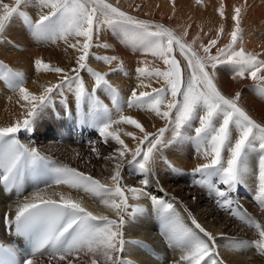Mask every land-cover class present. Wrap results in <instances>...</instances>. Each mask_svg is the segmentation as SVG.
Wrapping results in <instances>:
<instances>
[{
	"label": "snow or ice",
	"instance_id": "snow-or-ice-1",
	"mask_svg": "<svg viewBox=\"0 0 264 264\" xmlns=\"http://www.w3.org/2000/svg\"><path fill=\"white\" fill-rule=\"evenodd\" d=\"M28 3L29 0H0V42L5 39L13 19L23 18L37 39L63 41L74 50L76 67L66 70L36 59L37 72L55 73L59 77L56 83L43 86L36 94L25 86L23 73L0 64V79L18 95L17 103L23 110L21 118L0 127V188L14 190L17 196L14 206L10 205L4 214V223L11 235L25 241L23 249L15 242H0V264H125L121 254L125 252L126 217H135L144 211L139 204L130 205L129 199L151 202L161 220V234L168 247L179 252L172 264H226L210 231L184 209L194 227L190 226L173 202L149 190L158 153L169 143L184 140L192 141L197 156L203 160L193 169V174L199 176L195 182L215 194L221 209L255 231V239L233 241L232 246L254 247L264 255V222L241 211L239 201L233 197L240 186L246 185L249 176H255L254 199L264 207V124L240 106L239 92L234 97L226 96L218 87L216 77L217 68L225 65L231 69L232 79L251 78L256 84L255 90L264 96V59L239 46L247 0L234 7L231 17L234 28L229 34V43L223 47H217L224 33L223 25L216 38L196 47L199 36L189 42L187 31L178 35L162 23L122 10L111 0H37L40 8L37 20L22 10V5L26 7ZM195 3L202 5L203 0ZM219 15L225 16L222 0ZM105 28L112 29L133 51L145 57L138 62L135 70L138 83L127 100L110 83L108 73L95 71L88 64L91 55L107 65L116 62L114 71L128 75L119 57H101L92 52L94 47H111L97 42ZM177 54L183 59V67ZM149 56L151 61L146 59ZM155 61L162 62L163 67H150ZM83 71L94 79L91 91L81 75ZM150 81L162 82L163 86L153 87ZM98 89L110 97L113 108L97 96ZM66 92L74 95L77 108L97 128L102 142L116 145L110 154L102 157L111 163V184L67 165H54L37 174V166L47 157L36 147L21 142L19 134L33 133L38 120L54 106L57 97L62 104L66 103ZM85 104L87 112H83ZM125 107L151 113L163 120L165 126L148 131L139 120L124 114ZM124 125L138 132L125 131L121 127ZM169 131L170 141L165 140ZM188 132H194V136ZM122 137L130 138L135 146L130 147ZM92 151L97 159L101 158L98 148L93 147ZM253 155L255 169L249 163ZM125 161L141 174L142 187L123 185L121 172ZM165 163L173 167L171 162ZM29 176L45 187L37 185L35 191L23 196ZM155 183L159 186L158 181ZM60 187L72 191L56 190ZM72 192L96 198L111 215L90 210L83 198Z\"/></svg>",
	"mask_w": 264,
	"mask_h": 264
},
{
	"label": "bare ground",
	"instance_id": "bare-ground-1",
	"mask_svg": "<svg viewBox=\"0 0 264 264\" xmlns=\"http://www.w3.org/2000/svg\"><path fill=\"white\" fill-rule=\"evenodd\" d=\"M7 2H11V0H7ZM111 2L118 3L122 10L138 18L162 23L174 29L178 35L187 31L189 42L199 36L200 39L197 40L196 47L201 42L207 44L210 39L216 38L220 26L223 25L224 33L220 36L217 45V47H223L229 43V34L234 28L235 22L231 18L233 9L235 6L244 4L245 0H222L225 5L224 18L219 15L221 0H203L202 5H197L195 0H174V2L173 0H111ZM137 5L139 8L136 7ZM22 10L33 20L39 18L40 8L37 0H29L26 7L22 5ZM43 11H47V9ZM241 27L243 39L239 46L243 47L246 52L259 54L264 59V0H247ZM97 42L108 44L111 47L107 49L94 47L92 52L101 57H119L123 60L124 69L128 75L126 76L118 70L114 71L117 69L116 62L107 65L91 55L88 61L89 67L95 71L108 73L110 83L127 100L138 83L135 72L139 66L138 62L145 57L133 51L120 35L109 28H105L99 33ZM31 48H37V53L34 56V53L29 51ZM215 51L214 48L213 54ZM201 54L203 53L201 52ZM75 56V51L69 49L63 41L51 42L37 39L23 18L13 19L5 33V39L0 42V64L23 73L26 81L25 86L36 94L42 91L43 86L56 83L59 79L55 73L37 72L35 69L36 59H43L52 66L68 70L76 67ZM146 59L152 60L150 56ZM177 59L181 60L183 67L182 57L177 54ZM151 66L163 67L160 61H155ZM81 75L88 90L91 91L94 87V79L87 71L81 72ZM216 77L218 87L226 96L234 97L236 92H239L240 106L258 123L264 124V96L255 90L256 84L251 78L232 79L231 69L225 65L217 68ZM150 83L153 87L163 86L162 82L150 81ZM96 94L110 109L113 108L111 99L105 92L98 89ZM65 98L66 103L64 104L61 103L59 97L55 99L54 106L47 109L40 117L33 133L22 131L19 134L21 142L27 146L36 147L41 155L47 157L42 165L48 170L54 165H67L84 171L104 183L111 184L109 179L111 163L103 160L102 157L110 154L116 145L114 142L109 144L102 142L97 128L90 121H86L77 108L72 93L66 92ZM18 99V95L8 87L3 79H0V127L10 125L16 119L21 118L23 110L17 103ZM87 111L88 105L85 104L83 112ZM124 114L139 120L148 131H156L165 126L163 120L139 109L125 107ZM121 127L125 131L138 132L130 125ZM71 130L76 134H71ZM82 133L88 137L86 142L80 141L78 138V135ZM188 135L194 136V132H188ZM122 138L130 147L135 146L130 138ZM171 139L172 133L169 131L165 134V140L170 141ZM93 147L100 150V159H97L92 151ZM165 161L171 162L173 167H169ZM202 162L203 160L197 156L195 145L191 140L169 143L158 153L154 174L150 178L149 190L152 194L173 202L185 218V222L190 226L192 225L187 212H190L206 230L210 231L216 238L217 246L226 264H264V255L258 253L254 247L240 249L232 246L233 241L255 239V231L231 215L229 211L221 209L216 203L215 194L207 188H201L195 182L199 176L193 174V169ZM249 163L253 169L256 168L254 155L250 157ZM106 165H108L107 168ZM121 175L123 185L142 187L140 184L141 174L127 161L124 163ZM156 181L159 186L156 185ZM160 188H163L164 191L160 192ZM56 190L66 193L72 191L66 187ZM72 194L83 198L85 205L90 210L107 213V210L97 202L96 198L82 192H72ZM256 194V178L249 176L246 185L240 186L233 197L239 201L241 211H246L257 221L264 222V207H261L254 199ZM129 204H139L144 211L135 217H126L125 252L121 254L125 264H172L173 260L178 259L179 252H174L168 247L161 234V220L151 202L146 199L138 201L129 199ZM9 206L0 197V240L4 239L2 221ZM184 209H187V212ZM129 211L132 209L130 208ZM82 259L86 260L87 258Z\"/></svg>",
	"mask_w": 264,
	"mask_h": 264
},
{
	"label": "rangeland",
	"instance_id": "rangeland-1",
	"mask_svg": "<svg viewBox=\"0 0 264 264\" xmlns=\"http://www.w3.org/2000/svg\"><path fill=\"white\" fill-rule=\"evenodd\" d=\"M6 2H7V0H6ZM49 45V44H48ZM59 45V44H58ZM61 45H63V44H61ZM28 50V49H27ZM36 50H37V48L35 49V48H31V50H29V51H32V54H33V56L37 53L36 52Z\"/></svg>",
	"mask_w": 264,
	"mask_h": 264
}]
</instances>
